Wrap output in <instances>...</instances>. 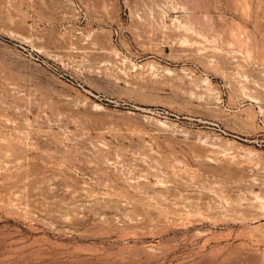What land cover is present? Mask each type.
<instances>
[{"label": "rangeland", "instance_id": "rangeland-1", "mask_svg": "<svg viewBox=\"0 0 264 264\" xmlns=\"http://www.w3.org/2000/svg\"><path fill=\"white\" fill-rule=\"evenodd\" d=\"M0 264H264V0H0Z\"/></svg>", "mask_w": 264, "mask_h": 264}]
</instances>
